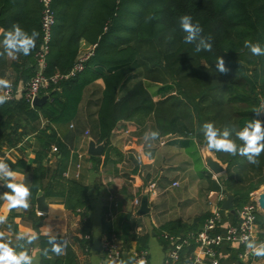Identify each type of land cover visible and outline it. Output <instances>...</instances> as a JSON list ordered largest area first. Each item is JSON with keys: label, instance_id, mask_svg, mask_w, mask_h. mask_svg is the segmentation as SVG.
<instances>
[{"label": "trees", "instance_id": "trees-1", "mask_svg": "<svg viewBox=\"0 0 264 264\" xmlns=\"http://www.w3.org/2000/svg\"><path fill=\"white\" fill-rule=\"evenodd\" d=\"M52 9L56 24L46 75H68L81 57L92 50L94 54L83 72L42 93L52 96L42 108L32 107L25 94L0 106V141L4 146H18L26 134L24 122L36 127L41 119L49 120L36 136L40 149L34 166L25 160L13 163L0 152V158L13 170L30 176L33 201L42 190L48 199L64 205L69 212L87 215L90 188L65 177L70 152L56 138L53 126L72 124L79 115L85 90L100 79L104 80L105 90L90 104L98 108L99 142L107 144L103 157L88 158L102 166L118 164L124 158L111 144L119 127L143 129L154 122L160 134L190 138L191 143L201 141L207 147L201 131L205 122L221 129L240 130L255 115L252 109L264 99V56H252L243 46L245 40L259 41L264 46V0H53ZM42 11L40 0H0V28L9 29L19 23L29 34L33 29L40 34L39 45L30 54L33 71L24 78L25 85L38 69L36 53L42 43ZM185 14L200 23L202 37L212 36L211 52L197 53L195 44L184 43L186 33L180 28L179 18ZM218 56H224L231 69L228 75L216 72ZM157 70H164L169 81H153L150 74ZM52 145L58 149L53 169L44 165L49 162ZM211 151L226 166L227 177L220 185L208 176L209 192L232 193L237 212L264 186V153L259 157L260 165L255 166L245 157ZM31 214L37 224L42 223L36 213ZM229 216L231 224H236L237 214ZM209 217L210 214L199 217L192 224L170 222L155 232L168 249L163 232L185 237L199 232ZM130 219L129 215L124 216L121 233L115 231L124 250L129 252L127 247L131 248L134 240L138 250L147 249L148 236L137 235ZM104 227L107 230L106 223ZM86 236L82 242L87 241ZM39 242L40 249L44 248L47 237L39 235ZM33 247L35 244L28 251ZM66 247L65 254L59 257L42 256V264H76L68 243Z\"/></svg>", "mask_w": 264, "mask_h": 264}, {"label": "crops", "instance_id": "crops-1", "mask_svg": "<svg viewBox=\"0 0 264 264\" xmlns=\"http://www.w3.org/2000/svg\"><path fill=\"white\" fill-rule=\"evenodd\" d=\"M39 42L38 38L35 49ZM2 50L0 45V51ZM33 64L34 60H31L30 55H20L16 60L6 55L0 57L1 77L24 87V78L31 75ZM258 69L260 70V67ZM104 90L105 83L102 79L90 85L84 92L77 119L69 125L53 126L56 138L66 145L70 152V163L65 177L81 181L90 188L88 193L90 209L87 215H75L64 205L47 197L48 213L39 214L41 212L37 210L38 195L39 193L46 195L40 190L35 201L30 200L31 206L26 211L9 212L6 202L0 199V215H6L12 225L11 230L7 224L0 225V231L5 232L7 239L15 242L18 233L35 231L38 235L45 236L44 233L51 228L57 237L68 241L69 250L76 256V264H107L102 256V239L111 232L116 231L120 234L123 217L129 215L130 225L136 234L148 236V247L143 250L148 251L150 263L166 264L168 249L162 245L155 231L174 221L192 224L195 219L209 215L216 205L222 209L227 193H224V190L209 192L210 184L207 177L211 176L213 181L221 185V181L227 177L226 173L216 177L207 169L205 153H210V150L202 146L201 141L191 143L190 138L160 134L154 122L143 129L135 127L128 130L123 127L117 129L111 137V144L124 154L122 162L102 166L91 161L87 154L89 141L92 139L97 144L101 143L96 131L98 108L90 103L100 98ZM48 123L49 120L45 118L36 123V127L35 125L30 127L32 124L24 122L23 130L26 134L21 142L16 147H8L0 141L1 154L11 162L25 160L29 166H34L37 151L40 149L36 136ZM151 131H158L159 137L145 142L144 134ZM53 147L56 145H52L51 150ZM205 149L207 151H204ZM82 154L83 158H80ZM55 155L50 152L49 162L45 161L44 165L53 169L56 165ZM213 156L216 158L214 152ZM78 165L81 167L78 168ZM23 177L24 182L31 188L30 176L23 174ZM174 183H178L179 186L174 187ZM152 185H155V190L151 189ZM146 189L150 191L151 213L138 217L140 207L136 206L135 201L142 199ZM5 191L6 187L0 182V194ZM222 192L224 194L220 195ZM261 193H264V186L253 193L251 199ZM33 212L43 219L41 224L36 223L31 214ZM230 213L236 214L223 210L228 223L232 220ZM206 221L207 219L204 224ZM104 223L108 226L107 230ZM86 234L90 239L82 242ZM256 234L258 243L264 242V211L261 209L257 218ZM138 246V242L134 240L132 247H127L129 252L126 250L125 252L130 254L134 249L138 250ZM241 253L234 248L222 249L220 263L264 264V258L252 255L250 258L242 259ZM29 254L42 264L39 240L35 247L30 249Z\"/></svg>", "mask_w": 264, "mask_h": 264}, {"label": "clouds", "instance_id": "clouds-1", "mask_svg": "<svg viewBox=\"0 0 264 264\" xmlns=\"http://www.w3.org/2000/svg\"><path fill=\"white\" fill-rule=\"evenodd\" d=\"M180 28L186 33L184 37L185 44H195L194 51L211 52L213 39L211 35L202 37L203 28L200 23L193 22V17L189 14L182 15L179 18ZM39 32L35 29L29 34L19 23H14L11 28H0V41L3 50L0 51V57L7 56L13 60L20 55L29 56L36 47V41L39 38ZM244 48L248 49L252 56H264V46L259 41H244ZM216 72L221 75H228L231 69L227 66L224 56L216 58ZM13 84L11 80L0 77V106H3L11 99V90ZM255 115L250 118L245 126L240 130L224 127L218 128L212 122H205L201 126V131L206 141L207 148L215 152L226 153L232 157L242 156L255 166L260 165L262 153H264V120L260 119L264 115V99H261L258 106L252 109ZM233 131L235 135L233 136ZM159 137L158 131L146 132L144 141L156 140ZM240 141L241 143H237ZM151 146V145H149ZM15 163V161H13ZM0 182L6 187L7 191L0 194V199L6 202L9 212L12 210H28L32 192L27 183L24 182L22 173L13 170L10 164L0 158ZM7 224L11 230L12 225L8 222L6 215H0V225ZM47 237V246L41 249V255L45 258L50 255L57 257L65 254L67 240L58 239L51 228L44 233ZM39 240V235L35 231L21 232L16 236L15 242L7 239L5 232L0 231V264H39L32 255L29 254V247ZM241 242L256 257L264 258V242L257 243L249 239L248 236H242ZM111 264H129V261L113 260ZM132 264H146L144 260L133 261Z\"/></svg>", "mask_w": 264, "mask_h": 264}, {"label": "built area", "instance_id": "built-area-1", "mask_svg": "<svg viewBox=\"0 0 264 264\" xmlns=\"http://www.w3.org/2000/svg\"><path fill=\"white\" fill-rule=\"evenodd\" d=\"M40 2L43 6L42 43L40 49L36 53V61L38 65L37 73L27 85H24V87H16L15 84L12 83L13 87L10 93L11 99L9 100H17L25 94L24 96L26 100L32 105V107L33 101L37 97H41L42 93L50 86L57 85L60 81L75 77L83 72L86 68V64L94 54V51L92 50L87 55L81 57L68 75L57 74L50 77L47 76V56L54 37L56 19L52 9L53 0H40ZM52 151L53 153H58L56 147H53ZM80 158H83V154ZM80 167L81 166L78 165V168ZM177 186H179V184L174 183V187ZM151 189L155 190V185H152ZM223 194V192L220 193V195ZM257 199V196L252 197L249 203L236 212L238 216L236 224L225 223L223 210L216 205L210 212V217L199 232L185 237H172L170 234L164 233V239L169 242L166 264H221L220 252L224 248H234L242 251L240 254V258L242 259L252 257V254L250 250L246 248L245 243L241 242V237L248 236L249 239L255 240L258 243L256 227L260 207ZM135 204L140 207L141 199H137ZM39 214L42 215L43 213ZM86 239L89 240L90 236L87 235ZM193 245H195V247L190 252L189 249ZM101 251L103 259L107 264H111L113 260H124L123 255L124 253H127L124 250L122 240L115 232H111L103 237ZM129 255L132 262L142 259L146 264H151L150 255L147 250L134 249Z\"/></svg>", "mask_w": 264, "mask_h": 264}, {"label": "water", "instance_id": "water-1", "mask_svg": "<svg viewBox=\"0 0 264 264\" xmlns=\"http://www.w3.org/2000/svg\"><path fill=\"white\" fill-rule=\"evenodd\" d=\"M51 95H44L41 97H37L33 101V107H38L42 108L45 106L48 101L51 99ZM262 120H264V115L261 116ZM107 142L104 141L101 144H97L94 140H90L88 143V150L87 154L88 156L91 157H97L101 158L104 155L105 148H106ZM206 156V166L207 169L214 174L216 177L223 175L226 173V166H224L217 158H215L212 154L210 153H205ZM226 199L224 200L222 209L225 211H231L232 213H235L236 211L234 210V196L232 193H227ZM257 200L259 207L261 211H264V193H261L260 195H257ZM37 210L38 212L41 213H48V203L46 199V195L43 193H39L38 198H37ZM151 213V208H150V191L149 189H146L144 195L142 196L141 199V206L139 211L137 212V216H147ZM123 259L125 261H129V264H132V260L130 258V255L128 253H124Z\"/></svg>", "mask_w": 264, "mask_h": 264}, {"label": "rangeland", "instance_id": "rangeland-1", "mask_svg": "<svg viewBox=\"0 0 264 264\" xmlns=\"http://www.w3.org/2000/svg\"><path fill=\"white\" fill-rule=\"evenodd\" d=\"M54 34H55V32H54ZM154 71L156 70V69H153ZM165 70V69H164ZM164 70H157L155 73H151L150 74V78L153 80V81H155V82H158V83H164V82H167V81H169V79H170V77H169V75H167L166 73H165V71ZM204 151H207V149H205ZM209 153V152H208ZM210 153L213 155V152L210 150ZM262 190V189H261ZM260 190V191H261ZM259 191V192H260ZM209 214V213H208Z\"/></svg>", "mask_w": 264, "mask_h": 264}]
</instances>
